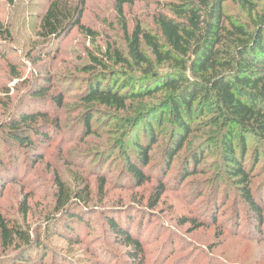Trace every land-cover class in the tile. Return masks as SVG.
<instances>
[{"label":"rangeland","instance_id":"rangeland-1","mask_svg":"<svg viewBox=\"0 0 264 264\" xmlns=\"http://www.w3.org/2000/svg\"><path fill=\"white\" fill-rule=\"evenodd\" d=\"M169 1L128 0L120 15L118 0H67L81 5L80 24L47 38L41 18L50 0H0V264H264L262 139L246 133L243 156L263 208L258 220L227 172L214 108L197 107L194 131L168 158L179 134L167 90L121 109L84 101L102 70L97 59L140 84L153 81L145 66L118 64L117 53L128 56L136 27L155 29ZM249 1L227 0L224 11L228 26L251 34L264 22V0ZM25 118L47 138L7 141V127ZM137 142L150 157L142 182L129 168L130 158L141 162Z\"/></svg>","mask_w":264,"mask_h":264},{"label":"trees","instance_id":"trees-1","mask_svg":"<svg viewBox=\"0 0 264 264\" xmlns=\"http://www.w3.org/2000/svg\"><path fill=\"white\" fill-rule=\"evenodd\" d=\"M227 0H175L165 4L168 12L155 15V29L136 27L128 41V56L117 53L116 61L126 66H145L146 76L152 82L138 83L129 74L109 69L110 59L95 60L102 70L90 82L85 102L98 101L105 105L125 108L127 102L136 97L144 98L160 90H167L166 100L171 107L173 121L178 131V139L168 152V158L179 151L194 131V114L198 106L201 111L214 108L216 115L212 121L225 129L222 149L227 172L241 184L243 196L262 220L263 208L253 195L252 173L243 163L247 144L246 133L264 141V22L256 27L254 33L235 24H226L224 3ZM244 3L249 0H242ZM128 0H118V12L124 13ZM83 9L81 5L70 6L67 0H50L41 18L42 37L61 36L67 30L78 26ZM113 58V57H110ZM161 67H166L160 72ZM154 84V85H153ZM95 118L86 121L88 127ZM27 118L13 122L6 129L20 144L33 145L38 139H46L49 133L43 126H29ZM151 128V127H150ZM42 131H41V130ZM239 133V134H238ZM240 143H235V138ZM150 139L157 140L154 136ZM141 155L140 164L129 159V168L135 179L142 182L146 175L141 168L149 163L147 145L137 142ZM238 145L241 150L238 151ZM81 222V221H80ZM119 236L138 245L130 232L110 221ZM9 239L7 227L4 228ZM18 233H21L17 230ZM26 247L39 250L40 243L25 238ZM27 260V259H26ZM20 264V263H18Z\"/></svg>","mask_w":264,"mask_h":264}]
</instances>
